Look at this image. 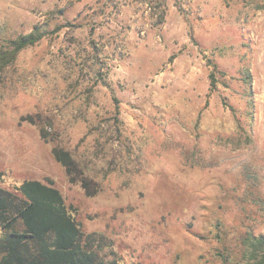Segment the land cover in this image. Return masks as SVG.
<instances>
[{
  "label": "rangeland",
  "instance_id": "1",
  "mask_svg": "<svg viewBox=\"0 0 264 264\" xmlns=\"http://www.w3.org/2000/svg\"><path fill=\"white\" fill-rule=\"evenodd\" d=\"M37 26L0 71V184L53 180L106 261L241 260L264 235V0H0V46Z\"/></svg>",
  "mask_w": 264,
  "mask_h": 264
},
{
  "label": "trees",
  "instance_id": "2",
  "mask_svg": "<svg viewBox=\"0 0 264 264\" xmlns=\"http://www.w3.org/2000/svg\"><path fill=\"white\" fill-rule=\"evenodd\" d=\"M44 36L45 30L37 26L0 46V71L12 64L21 50ZM46 133L41 131L43 137ZM52 152L65 167L69 180L81 181L91 194L87 178L79 179L75 174L78 166L72 151L54 146ZM3 179L0 170V182ZM0 228V264H118L100 255L94 242L101 235L85 234L51 179H26L14 189L0 184ZM225 264H264V235L249 237L241 260Z\"/></svg>",
  "mask_w": 264,
  "mask_h": 264
}]
</instances>
